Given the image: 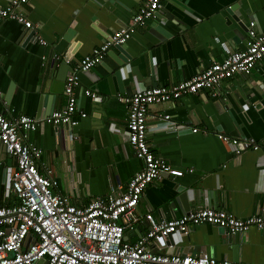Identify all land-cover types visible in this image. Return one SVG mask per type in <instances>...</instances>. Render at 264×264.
I'll list each match as a JSON object with an SVG mask.
<instances>
[{
  "label": "crops",
  "instance_id": "crops-1",
  "mask_svg": "<svg viewBox=\"0 0 264 264\" xmlns=\"http://www.w3.org/2000/svg\"><path fill=\"white\" fill-rule=\"evenodd\" d=\"M143 1L28 0L18 10L33 23L44 45L20 23L3 19L1 110L41 121L63 106V89L49 91L56 77L65 80L71 72L62 59L69 58L72 67L73 61L125 26ZM6 2L0 0V6ZM250 21L264 32V0H165L144 26L119 47L107 50L103 63L90 69L91 78L80 80L77 105L86 115L76 114V125L43 121L27 133V141L41 150L39 170L52 176L56 189L77 205L124 186L142 168V160L124 137L127 107L118 96L176 83L221 60L228 51L243 49ZM122 52L128 55L127 69L118 79L111 73L107 81L110 74L104 65L119 69L114 58ZM10 84L12 92L5 99ZM83 89L100 99L84 95ZM161 114H169L179 127L160 126ZM147 123L150 148L184 173L162 175L145 186L137 207L140 219L124 230L126 241L134 242L147 231L145 213L155 220L204 206L223 208L237 217L264 213V63L251 74L236 73L223 81L216 96L201 90L150 105ZM217 133L252 138L258 149L235 155ZM14 163L0 144V205L14 201L5 184ZM228 236L221 227L201 223L191 225L187 234L173 233L151 243L150 248L163 253L206 252L217 259L264 264V229L252 226L239 233L237 242Z\"/></svg>",
  "mask_w": 264,
  "mask_h": 264
},
{
  "label": "built area",
  "instance_id": "built-area-1",
  "mask_svg": "<svg viewBox=\"0 0 264 264\" xmlns=\"http://www.w3.org/2000/svg\"><path fill=\"white\" fill-rule=\"evenodd\" d=\"M164 1L144 0L125 26L73 61L72 70L64 81V105L53 109L41 121L23 113L5 114L0 108V144L15 162L5 180L14 201L0 205V264H254L217 259L206 252H154L150 245L169 234H187L191 225L201 223L216 225L230 233L245 232L252 226L264 229V213L237 217L223 208L211 206L161 220L145 213L147 231L134 242L126 241L123 236L124 230L133 228L140 219L137 207L145 186L162 175L175 177L184 173L150 148L146 135L150 105L201 90L216 96L221 83L234 74H251L257 64L264 63V32H258L253 22L248 24L249 37L243 49L228 51L221 60L211 61L194 75L176 83L147 86L127 96H118L127 107L124 137L133 154L142 160V168L124 186L112 188L104 196H94L85 205H77L56 189L57 182L52 176L39 170L41 150L27 141V133L35 130L40 122L72 127L78 117L86 115L77 105L80 83L77 72L101 62L111 46L123 44L136 28L153 18ZM27 2L7 0L0 6V22L15 20L29 29L32 39L44 45L33 23L18 10ZM64 61L71 62L69 58ZM82 93L94 100L100 99L90 89H83ZM158 117L163 128L179 127L169 114ZM191 130L195 132L197 128ZM217 137L231 145L235 155L244 149H258L252 138L229 137L222 133H217Z\"/></svg>",
  "mask_w": 264,
  "mask_h": 264
},
{
  "label": "water",
  "instance_id": "water-1",
  "mask_svg": "<svg viewBox=\"0 0 264 264\" xmlns=\"http://www.w3.org/2000/svg\"><path fill=\"white\" fill-rule=\"evenodd\" d=\"M119 46L120 45H116L115 47H119ZM64 59L65 58L62 59V63H64V65H66V67L69 68V71H71L72 70V67H71L72 64H71V62L70 63H66L64 61ZM59 60H61V59H59ZM114 61L116 62V64L118 66H120L119 69L113 70L111 67H108L107 65H104V67L106 68L107 72H109V74H110L109 76H107V81L111 80V73H113V75L117 79L119 77L120 72L124 73V70L127 69L126 68V64H127V61H128V55L125 52L118 53L117 54V58H114ZM100 63H103V61L100 62ZM77 76H78L79 80H82L83 82H85V78L86 77L91 78L92 73L90 72V69L89 70H84V71H78L77 72ZM95 78H98V77L95 76ZM56 79H57V81L55 80L54 82L51 83V89L49 90L50 93H52V94L53 93H59L60 90H62L63 89V86H64V81H65L64 79H60L58 77H56ZM121 83L122 82H119V84H121ZM11 92H12V84L9 85V88H8L7 93L5 95V99H8V97L11 95ZM188 209H189V207H188ZM225 231L227 233H229V236H228L229 241H234V242H237L238 241L239 232L230 233L227 230H225ZM170 235L171 234H169L167 237L169 238ZM36 264H39V262H37Z\"/></svg>",
  "mask_w": 264,
  "mask_h": 264
},
{
  "label": "trees",
  "instance_id": "trees-1",
  "mask_svg": "<svg viewBox=\"0 0 264 264\" xmlns=\"http://www.w3.org/2000/svg\"><path fill=\"white\" fill-rule=\"evenodd\" d=\"M6 203H10V202L8 201V202H6Z\"/></svg>",
  "mask_w": 264,
  "mask_h": 264
}]
</instances>
